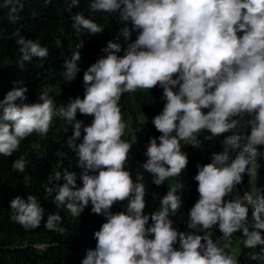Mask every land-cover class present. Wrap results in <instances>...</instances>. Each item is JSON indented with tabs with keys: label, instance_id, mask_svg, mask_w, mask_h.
Segmentation results:
<instances>
[{
	"label": "clouds",
	"instance_id": "9594fccd",
	"mask_svg": "<svg viewBox=\"0 0 264 264\" xmlns=\"http://www.w3.org/2000/svg\"><path fill=\"white\" fill-rule=\"evenodd\" d=\"M15 5L19 9L11 7L9 16L13 22L23 9L20 0ZM73 6L78 7L79 0H70L68 10ZM90 9L118 14V23L124 25L119 35L130 42L122 48L108 41L102 49L105 55L83 73V98L70 99L66 106L57 108L50 88L34 103L26 102L27 87L9 90L0 100V155L12 156L33 133L46 135L54 116L75 121L67 143L81 169L79 177L58 161L62 170L49 174L44 190L57 208L74 217L91 204V212L105 218L94 232L96 247L86 250L82 264H239L231 247L237 232L245 237L244 247L262 246L251 259L264 261V193L257 189L233 195L245 174H256L262 155L258 148L264 146V0H92ZM72 20L77 32L103 31L82 11ZM12 35L18 37L22 70L25 62L48 57L47 47L20 36L19 29ZM80 59V51H73L64 60L65 81L76 78ZM157 86L165 103L151 122L161 135L149 137L142 164L155 185L179 177L187 168L181 142L195 145L201 132L208 133L203 136L208 141L224 136L223 150L213 153L209 163L196 165L193 179L199 197L189 209L187 232L174 227L170 216L181 207L177 192L182 185L170 186L160 208L145 214L142 177L133 180L125 168L131 143L122 139L127 123L119 101L124 93ZM78 112L93 117L91 123L76 120ZM241 127L247 128L246 134ZM26 164L20 157L12 168L23 173ZM30 179L25 175L26 184ZM125 201L124 210L111 211ZM10 209V219L26 231L42 221L45 229L55 231L62 222L58 213H48L45 220V209L31 194L26 200L12 198ZM213 227L221 234L215 241Z\"/></svg>",
	"mask_w": 264,
	"mask_h": 264
},
{
	"label": "trees",
	"instance_id": "16d2710c",
	"mask_svg": "<svg viewBox=\"0 0 264 264\" xmlns=\"http://www.w3.org/2000/svg\"><path fill=\"white\" fill-rule=\"evenodd\" d=\"M91 2L92 0H79V6H73L69 11L70 0H51L50 3H45V0H20L23 9L14 14L18 18L13 22L9 19L10 9L14 6L19 9V5H15V0L11 4H7L6 0H0V100L13 87L22 86L28 89L27 103L38 102V94L45 88L51 89L49 95L54 99L57 108L60 105L66 106L70 99L77 96L83 98V73L98 58L105 55L102 49L107 46V42L110 40L118 42L122 48L130 42L119 35V29L124 25L118 23V14L93 12L90 9ZM81 11L86 18H91L103 26V31L95 35L84 29L77 32L72 27V16ZM17 29L20 36L47 47L48 57L43 60L33 58L31 62H25L22 70L17 63L21 57L20 46L16 43L18 37L12 35ZM136 35L137 33L133 32L131 39L134 40ZM57 40L61 42L59 47ZM81 44L83 46L78 48L77 46ZM73 51H80L81 59L78 61L80 71L73 81L68 82L63 77L65 70L63 64L66 58H71ZM118 55H123V51ZM161 97L162 89L159 86L148 91L137 90L122 95L119 105L123 114L133 113V107L143 114L139 122L140 133L135 139L128 141L131 143V150L125 168L130 171L133 180L142 177L146 189L145 214L160 208V200L170 186L182 185L177 192L182 199L181 207L176 213H170V216L174 221V227L187 232L190 231L187 228L189 209L199 197L196 191L197 182L193 179L197 173L196 165L209 163L213 153L223 150L220 142L224 136L208 141L203 139L208 133L201 132L195 145H185L181 142V150L187 153L189 159L187 168L179 177H172L171 183L166 180L161 186L155 185L151 174L142 168V164L147 159L144 152L149 137L161 135L151 122L152 118L162 111L165 101ZM92 119L91 116L77 113L76 120L84 121L85 125L90 124ZM74 123L75 121L70 123L59 116H54L46 135L33 133L21 141L19 150L12 156L0 155V264H82L86 250L95 249L94 232L106 222L105 218L92 213L91 204L80 216L74 217L65 208H57L53 197L47 196L44 190L49 174L62 170L57 168L58 161L62 160V167L76 172L79 177L81 169L77 166L75 154L67 143L73 135ZM240 131L246 134L247 128L241 127ZM258 151L262 154L257 158L262 167L252 176L245 174L243 183L237 186L233 195L237 192L243 195L246 191L257 189L264 193V146H259ZM230 154L234 156L235 153ZM20 157L27 161L23 173L12 168L13 161ZM25 175L31 177L27 184L24 180ZM60 183H63V180ZM77 185L82 186L79 178ZM29 194L36 196L45 209V220L48 213H58L62 217L58 230L45 229L42 221L40 227L26 231L20 224L10 219L12 215L10 200L16 196L26 200ZM126 203L125 201L114 204L111 211L116 213L124 210ZM211 232L214 241L219 239L221 234L215 227ZM244 238L241 232L235 233L232 238L231 247L237 253L239 264H264V261L251 259L253 254L260 253L262 246L255 249L246 248L242 243ZM175 247L178 248L179 245Z\"/></svg>",
	"mask_w": 264,
	"mask_h": 264
},
{
	"label": "rangeland",
	"instance_id": "374dc122",
	"mask_svg": "<svg viewBox=\"0 0 264 264\" xmlns=\"http://www.w3.org/2000/svg\"><path fill=\"white\" fill-rule=\"evenodd\" d=\"M134 112H124L123 119L127 123V127L125 129V135L122 137V139L126 141H130L132 139H135V137L140 133V126L139 122L142 120L143 114L141 111L137 110L135 107H133ZM260 167L258 170L262 167V164H259ZM167 182L171 183L172 178H169Z\"/></svg>",
	"mask_w": 264,
	"mask_h": 264
}]
</instances>
